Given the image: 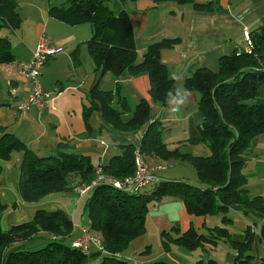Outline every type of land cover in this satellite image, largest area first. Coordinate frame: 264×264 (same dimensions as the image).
<instances>
[{
  "label": "trees",
  "instance_id": "16d2710c",
  "mask_svg": "<svg viewBox=\"0 0 264 264\" xmlns=\"http://www.w3.org/2000/svg\"><path fill=\"white\" fill-rule=\"evenodd\" d=\"M109 1L67 0L48 9L52 18L68 25L87 23L91 29L84 44L97 80L82 104L85 131L90 130L89 118L93 111H99L103 120L117 131L137 133L143 128L138 145L121 144L120 152L100 165L101 172L120 180L132 176L136 170L137 151L148 165L155 161L189 163L195 169V178L191 181L183 178L156 180L154 177L138 188H118L112 181L90 187L87 191L91 194L84 197L86 191L82 195L87 224H81L80 228H87L95 240L86 249L73 246V240L67 242L74 231V221L61 209L38 207L30 219L3 229L1 218L7 206L0 198V264H95L89 256L92 245L102 254L101 264H130L119 254L133 239L145 233L149 209L166 198L180 201L190 215L221 214L222 223L209 225L204 231L193 226L185 231L164 230L162 236L170 244L189 250H208L223 240L235 252L230 264H264V257L255 261L251 252L255 225L258 218L264 216V197L249 194L243 172L253 151V140L264 138V104L255 102L264 87V18L259 26L248 32L252 42L250 52L244 49L222 54L215 70L199 66L184 79L185 89L198 94V140L210 150L208 155H194L178 146L170 147L162 138L163 123L151 117L152 103L167 105V94L174 86L167 65L161 60V51L176 46L181 39L162 38L148 44L138 62L131 20L124 10L115 12ZM152 1L155 4L172 1L190 5L197 11L220 8L218 0ZM21 20L15 0H0V28L16 29ZM14 59L10 40L0 36V64ZM106 71L115 76L124 72L131 76L147 74L150 98H141L130 112L127 100L118 90L99 88L98 80ZM199 141L188 138L191 143ZM65 145L59 143L55 153L48 156L37 155L0 123V163L9 161L15 152L22 153L17 190L24 202L37 203L49 194L69 192L77 185H89L96 177L98 166L91 158L71 152L69 145ZM235 207L249 219L241 240L232 237L229 227ZM260 231L264 235V223ZM35 238H43L46 244L41 242L38 248H31L33 244L29 243ZM148 252L149 248L141 254ZM148 264L173 263L158 260ZM192 264L222 263L204 258L202 254Z\"/></svg>",
  "mask_w": 264,
  "mask_h": 264
},
{
  "label": "crops",
  "instance_id": "0c3cea01",
  "mask_svg": "<svg viewBox=\"0 0 264 264\" xmlns=\"http://www.w3.org/2000/svg\"><path fill=\"white\" fill-rule=\"evenodd\" d=\"M15 1L22 17L21 24L16 29L5 28L6 35H0L8 37L15 56L13 62L0 64V123L37 155H45L47 152L53 154L58 144L64 142V145H69L71 152L89 156L92 162L95 159L93 163L97 166L107 163L112 156L118 154L121 144L138 145L143 128L137 133L117 131L103 120L99 111L92 112L89 118L90 130L85 131L82 104L84 96L97 80L93 61L84 44L91 35L90 27L84 24L68 25L52 18L48 9L50 5H57L54 3L60 0ZM109 4L115 12L124 10L128 14L135 34L138 62L142 60L148 44L162 38L181 39L176 46L161 51V60L167 65L168 74L174 81L171 91L173 94L175 89L185 88L184 79L195 68L205 66L215 70L219 56L233 50H244L247 46L244 31L250 32L264 18V0H218L220 8L213 11H197L190 5H178L172 1L155 4L152 0H110ZM41 36L49 44L63 48L39 69L41 86L52 92L53 96L48 108L40 110L31 106L27 110H19L18 104L27 101L30 83L18 73L17 63L31 58ZM98 86L101 89L118 90L127 100L130 112L141 98H150L149 79L145 73L131 76L124 72L115 76L106 71L99 78ZM57 87H61V91H56ZM190 92L188 102L179 112L170 111L169 100L165 106L152 103L151 117L152 120L163 123L162 138L168 145L178 146L180 150L186 149L184 152L194 155H208L209 148L198 140V94ZM116 100L115 97V107ZM255 102L264 104V87ZM188 138L199 142H188ZM252 145L253 151L247 165L253 164V169L250 170L254 176L260 173L261 180L254 187L264 197V138L256 137ZM20 159L17 155L15 162L18 163ZM0 164V198L7 206L1 218L3 229L31 217L38 207L44 205L47 210L61 209L73 219L74 231L70 241L81 235V224H85L81 222V217H84V197L77 193L76 188L65 193L49 194L37 203H27L21 199L17 190L18 175L13 171L15 165L10 161ZM164 164L167 163L155 161L149 164L156 180L181 178L174 172L179 162L167 164V167ZM155 168L157 171H154ZM250 182L247 178L249 193ZM239 210L238 207L232 208L233 222L230 224L231 235L237 240L243 238L242 230L249 221ZM236 221L241 224L237 226ZM214 222L211 216L190 215L180 201L166 198L149 209L145 233L133 239L119 255L130 264H148L158 260L173 264H192L193 260L202 254L204 256V251L207 250L197 248L193 250L195 255L188 259L187 254L185 257L180 255V250L164 239L163 231L172 232L174 228L185 231L190 226L205 230ZM262 223L264 216L258 218L254 229L251 252L255 261L264 257V235L260 231ZM150 235L155 236L156 244L151 243ZM219 247L221 246L218 244L210 249L217 251ZM147 248L149 252L141 254ZM198 249L200 252H197ZM89 256L92 263L101 264L102 254L97 251L96 246H91ZM234 256V250L228 249L221 261L230 264Z\"/></svg>",
  "mask_w": 264,
  "mask_h": 264
},
{
  "label": "built area",
  "instance_id": "2783aa9c",
  "mask_svg": "<svg viewBox=\"0 0 264 264\" xmlns=\"http://www.w3.org/2000/svg\"><path fill=\"white\" fill-rule=\"evenodd\" d=\"M247 46L245 50L249 52L252 48V42L249 38V34L244 31ZM63 50L62 46L51 45L47 42L44 36H41L32 56L27 61H20L17 63L18 73L23 76L29 83V95L26 102L19 103V110H27L31 106H36L40 110L49 107V101L51 100V93L47 90H44L39 82V69L43 66L47 60L54 56L55 54ZM135 173L132 176L123 178L122 180L116 179L110 176H105L101 172V167L96 168V177L90 182L89 185H77L76 191L82 196L90 187L100 183L112 181L113 185L118 188H138L150 183L154 176L151 173V166L148 165L143 157L136 151L135 153ZM158 168H160L158 166ZM264 180V175H263ZM95 239L89 234L87 228L81 229V235L72 242V245L75 247H81L86 249L90 242H93Z\"/></svg>",
  "mask_w": 264,
  "mask_h": 264
},
{
  "label": "rangeland",
  "instance_id": "374dc122",
  "mask_svg": "<svg viewBox=\"0 0 264 264\" xmlns=\"http://www.w3.org/2000/svg\"><path fill=\"white\" fill-rule=\"evenodd\" d=\"M66 1L67 0H60V1H56V3H54V4L60 5L62 3H65ZM109 6L111 7V5H109ZM84 25L89 26V24H87V23H84ZM0 35H6L5 28L0 29ZM50 93H51V97H52L53 96V93L52 92H50ZM169 146L171 147V145H169ZM185 150L186 149H182V151H185ZM17 155L21 158L22 153L21 152H15V153H13L11 159L9 160L11 164L15 165V168H14L13 171H14L15 174L17 173L16 175H18V166H19V163H20V161L18 163L15 162V159H16ZM39 155L40 156H48V155H50V153L47 152L45 155H42V153H40ZM93 162H95V159H93ZM179 163L180 164H178V166L175 167L174 172L176 174H178V176H181V178H183V179L193 180L195 178V169L192 166H190L189 163H186V162H179ZM167 164H171V163H167ZM167 164H164V166L167 167L166 166ZM249 164L247 165V167L244 170L245 174L247 175V178L249 179V181H251L250 184H249V189H250V193L249 194L251 196H253V195H260V193H257L256 188L254 186H255L256 183H258V180H261V175L258 172L257 176H254L252 174V171L250 170V168L253 169V164L252 163H249ZM192 170H193V172L191 173ZM154 171H157V168H155ZM149 187L150 186L148 185V188ZM90 194H91L90 191L89 192L87 191L84 194V197L85 196H89ZM41 207H45V206L42 205ZM82 207H83V204H82ZM83 214H84V217L83 216L81 217V222L82 223H85V224H82V225H86L87 224V218H86L87 213L85 212ZM211 217L215 221L214 223H212V225H215V224L222 225V223H221V214H219L217 216H211ZM30 218L31 217H28L27 219H24V221H26V220H28ZM209 222H210V220H209ZM236 224H237V226H239L241 224V222L236 221ZM229 227H232V226L229 225ZM199 231H204V229H201ZM150 237H151V239H150L151 243L156 244L157 239L155 238V236L154 235H150ZM70 238L67 239V242H69L71 240ZM41 242H44V244H46V241L43 238L42 239L41 238H35L34 240H32V242L29 243V245L30 244H33V245L30 246L31 248H38L37 246H41L43 244ZM218 244L221 247H219L217 249V251H214V250H211V249L210 250H207V251H204L205 252L204 253V258H214L218 262H220L222 264H226V263L222 262L221 259L223 258L224 253L227 252L228 249H232V248L229 246L228 243H226L223 240L222 241H219ZM172 246L177 247L180 250V255H184V257H185V255L187 254V258L188 259H190L191 256L195 255V252H193V250L186 249V248L181 247V246H178L176 244H172ZM197 252H200V250L198 249Z\"/></svg>",
  "mask_w": 264,
  "mask_h": 264
},
{
  "label": "clouds",
  "instance_id": "9594fccd",
  "mask_svg": "<svg viewBox=\"0 0 264 264\" xmlns=\"http://www.w3.org/2000/svg\"><path fill=\"white\" fill-rule=\"evenodd\" d=\"M169 98V103L171 105L170 111L179 112L182 106L188 102L191 92L185 88H177L175 89V93L169 92L167 94Z\"/></svg>",
  "mask_w": 264,
  "mask_h": 264
},
{
  "label": "water",
  "instance_id": "95a60500",
  "mask_svg": "<svg viewBox=\"0 0 264 264\" xmlns=\"http://www.w3.org/2000/svg\"><path fill=\"white\" fill-rule=\"evenodd\" d=\"M56 91H58V92L61 91V87H57Z\"/></svg>",
  "mask_w": 264,
  "mask_h": 264
}]
</instances>
